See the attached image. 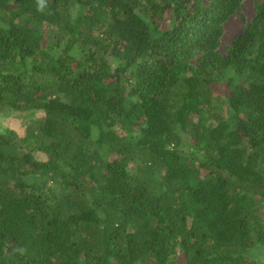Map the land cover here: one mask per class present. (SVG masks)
<instances>
[{"label":"trees","instance_id":"obj_1","mask_svg":"<svg viewBox=\"0 0 264 264\" xmlns=\"http://www.w3.org/2000/svg\"><path fill=\"white\" fill-rule=\"evenodd\" d=\"M242 2L0 0V264H264V0L219 49Z\"/></svg>","mask_w":264,"mask_h":264},{"label":"rangeland","instance_id":"obj_2","mask_svg":"<svg viewBox=\"0 0 264 264\" xmlns=\"http://www.w3.org/2000/svg\"><path fill=\"white\" fill-rule=\"evenodd\" d=\"M256 1L258 0H243L239 11L231 15L230 18L224 23V33L222 35L221 45L219 47L222 52L227 51V46L232 42L234 36L240 32L246 24L250 23L251 18L256 12ZM3 121L14 126H21L24 122L22 115L4 118Z\"/></svg>","mask_w":264,"mask_h":264}]
</instances>
